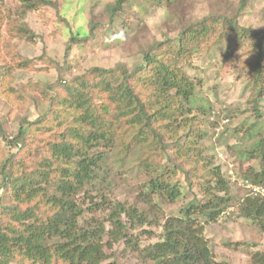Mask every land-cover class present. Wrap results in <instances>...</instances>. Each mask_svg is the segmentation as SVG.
I'll return each instance as SVG.
<instances>
[{
    "label": "trees",
    "instance_id": "trees-1",
    "mask_svg": "<svg viewBox=\"0 0 264 264\" xmlns=\"http://www.w3.org/2000/svg\"><path fill=\"white\" fill-rule=\"evenodd\" d=\"M133 1L105 6L113 30L118 20L124 29L130 26ZM169 1L145 0L141 6L148 10ZM248 3L241 0L235 16L216 11L187 23L178 39L155 40L136 55L132 68L119 63L69 74L71 52L87 43L98 25L92 19L73 32L56 1L21 0L22 20L54 8L72 36L57 82L28 83L46 111L36 119L19 118L12 134L0 119V191L10 197L5 204L0 194V264H123L125 255L136 264H227L215 260L207 226L235 215L264 234L262 194L249 190L227 214L232 184L218 156L203 145L208 135L203 125L208 122L216 129L220 113L202 93V73L196 80L185 69L196 71L197 54L227 48L236 39L244 42L247 105L254 122L264 121V29L240 25ZM12 25L17 29L11 32L13 39H34L27 23ZM15 61L2 75L0 91L6 95L7 72L35 65L25 58L18 65ZM15 94L22 104L32 99L24 90L8 89L9 97ZM231 119L227 113L224 124ZM249 127V137L257 136L254 124ZM113 150L125 158L138 150L126 171L138 174L131 188L134 199H119L108 172L99 173ZM240 153L247 166L236 178L264 190V134L251 151ZM185 185L192 199L168 214L167 206L185 200ZM249 264H264V251L256 252Z\"/></svg>",
    "mask_w": 264,
    "mask_h": 264
},
{
    "label": "rangeland",
    "instance_id": "rangeland-1",
    "mask_svg": "<svg viewBox=\"0 0 264 264\" xmlns=\"http://www.w3.org/2000/svg\"><path fill=\"white\" fill-rule=\"evenodd\" d=\"M52 1L58 3L73 32L87 27L92 19L98 25L95 35L82 46L76 45L71 52L72 56L67 59L71 65L66 70L71 71L69 74H75L79 71L86 72L94 67L111 68L119 63L132 68L137 61L136 55L147 50L155 40L178 39L187 23L197 22L212 12H227L235 16L241 0L169 1L163 6L167 11V19L159 29L161 33L159 38L143 23L144 15L152 10V8L143 9L141 4L145 0L131 2L130 26L124 29L122 22L118 20L115 30L112 29L104 9L107 4L114 3L116 0ZM20 6L21 0H0V84L2 75L6 73L5 68L13 60H16V65L21 63L22 58L35 61L32 70H22L14 66L11 73L7 72L9 81L7 95L0 91V119L6 124L8 134L16 132L19 118L28 115L29 118L36 119L46 111L47 105L42 102L38 94L27 87L28 83L57 82L61 74L60 67L65 63L67 44L72 36L66 24L59 21L58 13L54 8L42 10V15L29 13L22 20L19 15ZM238 20L243 27L264 29V0H249L247 8L241 12ZM15 21L19 26H22L23 22L29 25L35 34L32 41H28L26 37L12 38L11 32L17 30L12 25ZM246 45L236 39L227 48L217 46L197 54L198 59L194 61L197 66L196 71L184 67L196 80L202 73L204 82L202 93L213 103L215 112L220 113L217 115L219 122L216 129L212 128L208 122L203 125L202 128L208 134L203 145L211 156H218L223 166V175L232 184L233 199L227 214L234 212L238 208L239 198L252 189L251 185L242 178H236V175L241 176L247 166L246 161L245 163L240 161V151H251L259 140L260 133L264 134V121L254 122L252 112L247 105L248 74L242 68L247 58L244 56L248 50ZM249 59L254 60V57ZM75 64L79 70L74 66ZM9 88L15 92L24 90L32 99L22 104L18 95L8 96ZM20 107L24 108V111H19ZM227 113L232 114L233 119L226 121L227 125H225L223 119ZM262 113L264 115V109ZM245 122L248 125L242 126ZM253 124V130H256L257 136L249 137V126ZM137 152L138 150L125 158L122 153L113 150L101 165L103 170L99 173L102 175L108 172V180L112 181L116 187L119 199L133 197L131 188L134 187L138 174L136 170H134V176L126 171L133 167L138 157ZM251 164L256 165L254 162ZM179 178L185 184L183 173H180ZM185 190L187 193L185 200L176 205L167 206L168 214L174 212L180 205L190 202L192 194L188 191L187 185ZM0 194L3 202L10 204L8 194L4 191H0ZM205 234L215 260L219 263L249 264L256 252L264 251V234H257V229L251 221L235 215L230 220L223 217L218 222L207 226ZM120 262L136 264V261L127 255L123 256Z\"/></svg>",
    "mask_w": 264,
    "mask_h": 264
},
{
    "label": "clouds",
    "instance_id": "clouds-1",
    "mask_svg": "<svg viewBox=\"0 0 264 264\" xmlns=\"http://www.w3.org/2000/svg\"><path fill=\"white\" fill-rule=\"evenodd\" d=\"M166 19H167L166 9L163 6H157L144 15L143 23L148 29H150L153 32L154 35L157 36V38H159V36L161 35L159 29L165 23Z\"/></svg>",
    "mask_w": 264,
    "mask_h": 264
},
{
    "label": "built area",
    "instance_id": "built-area-1",
    "mask_svg": "<svg viewBox=\"0 0 264 264\" xmlns=\"http://www.w3.org/2000/svg\"><path fill=\"white\" fill-rule=\"evenodd\" d=\"M250 187H252V186H250ZM252 190H253L254 194H262V195H264V190L261 189V188L252 187Z\"/></svg>",
    "mask_w": 264,
    "mask_h": 264
}]
</instances>
